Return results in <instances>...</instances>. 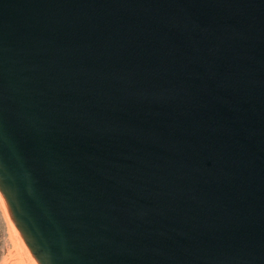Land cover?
Segmentation results:
<instances>
[{"label": "water", "instance_id": "water-1", "mask_svg": "<svg viewBox=\"0 0 264 264\" xmlns=\"http://www.w3.org/2000/svg\"><path fill=\"white\" fill-rule=\"evenodd\" d=\"M1 264H264V0H0Z\"/></svg>", "mask_w": 264, "mask_h": 264}, {"label": "rangeland", "instance_id": "rangeland-1", "mask_svg": "<svg viewBox=\"0 0 264 264\" xmlns=\"http://www.w3.org/2000/svg\"><path fill=\"white\" fill-rule=\"evenodd\" d=\"M8 239L7 223L0 208V264L6 260L12 249V243Z\"/></svg>", "mask_w": 264, "mask_h": 264}, {"label": "bare ground", "instance_id": "bare-ground-1", "mask_svg": "<svg viewBox=\"0 0 264 264\" xmlns=\"http://www.w3.org/2000/svg\"><path fill=\"white\" fill-rule=\"evenodd\" d=\"M0 208H1V211H2V214L6 220V223H7V228H8V236H9V241L12 243L13 245V238H14V234H13V229H12V226L9 222V219L7 217V214H6V211L4 209V206H3V203H2V199H1V196H0Z\"/></svg>", "mask_w": 264, "mask_h": 264}]
</instances>
